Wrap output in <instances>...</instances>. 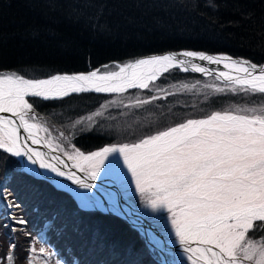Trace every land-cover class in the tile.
<instances>
[{
  "label": "snow or ice",
  "instance_id": "6c2138e0",
  "mask_svg": "<svg viewBox=\"0 0 264 264\" xmlns=\"http://www.w3.org/2000/svg\"><path fill=\"white\" fill-rule=\"evenodd\" d=\"M169 4L197 6L194 2L185 4L184 0H166L162 6ZM85 6L97 7L98 11L105 7L94 0H88ZM205 6L214 9L216 4L213 0H205ZM77 10L73 8V12ZM180 56L213 64L224 63L236 73H219L231 91L239 86L244 92L264 94V65L258 67L247 60L197 51L150 56L120 66L118 72L103 74H98L97 70L87 74L26 79L16 73L0 72V113L11 114L0 115V149L15 157H27L32 164L39 161L41 168L50 169L59 176L66 175L84 189L93 187L89 181L96 180L110 155H113L114 167H119L122 156L135 180L136 190L147 197L146 206L153 211L167 209L171 213L175 236L192 264H264V238L259 242L249 238L250 232L264 233V105L236 112L216 111L206 118L188 119L167 127L136 143L106 146L87 155L75 147L72 153L64 151L69 160L76 161L75 167L86 174L84 178L72 171H62L56 164L46 163L44 153L37 149H26L29 140L33 145L42 142L40 131H49L42 124L32 122L36 117L26 97L56 99L70 93H123L130 88L148 89L151 81L174 67L188 71L184 65L191 61L180 59ZM192 70L209 71L198 64H192ZM182 87L188 88V85ZM149 102L137 99L135 106ZM101 115L97 112L82 117L71 127L81 132L91 130L87 125ZM21 129L27 133L24 139H21ZM46 143L49 148L53 147L51 140ZM56 147L63 151L60 145ZM55 159L63 163L59 157ZM11 206L18 207L14 203ZM18 223L26 221L19 219ZM15 247L11 244L4 257L12 264ZM31 251L35 253L36 250L32 248ZM39 251L46 252L43 247ZM29 264L34 261L29 260Z\"/></svg>",
  "mask_w": 264,
  "mask_h": 264
},
{
  "label": "trees",
  "instance_id": "16d2710c",
  "mask_svg": "<svg viewBox=\"0 0 264 264\" xmlns=\"http://www.w3.org/2000/svg\"><path fill=\"white\" fill-rule=\"evenodd\" d=\"M94 2L105 7L102 11L97 7H86L88 0H0V69L33 76L46 75L123 59L138 51L165 47L184 50L190 45L227 50L264 61V0H213L214 9L205 6V0H184L185 4L196 3L195 8L178 4L164 7L162 4L166 0ZM73 8H77V12H73ZM237 92L244 91L237 86ZM98 98L84 93L60 101L35 99L34 104L39 114L58 115L60 126L69 123L67 127L78 134L76 141L83 148H93L109 141L110 134L122 133L117 132L119 124L107 116L95 130L81 132L71 127L78 118L93 110ZM183 110V106L176 104L164 105L161 112L149 116L152 119L148 125L161 119V127H165L167 117L182 114ZM0 153V168L5 173L12 168V160L7 153ZM14 182L18 188L29 190L24 194H13L18 206L13 222L18 238L13 253L14 264H29V260L34 264H44L45 261L47 264H65L64 258L53 247L55 240L35 234L48 219L52 220L51 231L61 244L78 235L73 224L80 227L79 232L82 228L95 226V236L99 233L103 238L105 235L101 230L104 228L130 230L118 223L117 218L99 213L70 219L74 200L46 180L19 177ZM41 204L49 206L52 211L42 210ZM19 219L26 223H18ZM11 232L6 217L0 213V264H8L4 257L13 241ZM83 238L88 239V234ZM105 241H108L105 245L109 253L103 259L107 264L121 253L133 260V255L146 246L137 232L129 234L124 241L113 237ZM41 247L45 253H40ZM94 252L102 254L101 249L99 252L94 249ZM86 259L91 263L95 261L92 252Z\"/></svg>",
  "mask_w": 264,
  "mask_h": 264
},
{
  "label": "rangeland",
  "instance_id": "374dc122",
  "mask_svg": "<svg viewBox=\"0 0 264 264\" xmlns=\"http://www.w3.org/2000/svg\"><path fill=\"white\" fill-rule=\"evenodd\" d=\"M219 86L220 85H218L215 81L210 80L209 83L202 88H207L210 91H217ZM150 90H151L153 96H160V95L166 93L168 90H171V87L166 86L165 84H162L160 82H157V83H154L151 85ZM123 95L125 96V100L129 101L130 103H128V107L125 111L123 110V112H118L114 116L115 121L121 126H125L127 124V119H128L127 116L131 112V107L135 106V101L137 99L145 100L144 95L142 94V92L140 90H133V91L126 93V94H123ZM122 100L123 99H118V96H111L108 99L109 107H111V108L115 107L117 102L122 101ZM255 106L256 105H254L252 103H248L246 105H242V104L236 105V106L231 107V108H233V110H232L233 112H236L239 109H247V108H251V107H255ZM229 111H230V109H229ZM99 112L102 113L101 111H99ZM132 118L139 119V117L136 115L133 116ZM48 136L55 138V137H53L55 135H51L50 133ZM55 139H56L57 145H60L62 147L63 152L65 150H67V152H69V153L73 152V147L69 148L63 142H60V140L58 139V136ZM55 148H57V147L55 146ZM58 150L60 151V149H58ZM112 161H113V155H110L109 158L107 160H105V166L103 168H101L100 174H101V171L106 170L109 173L108 174L109 177H112L113 179L117 180L116 182L119 183V186L122 189L125 197H129L130 195H132L133 200H138V203L140 204V206L141 205L143 206V207H141V209H144V211H143L144 214L147 215V217H150L149 219L152 220L154 223H156L158 218L162 217L163 222H162V225L159 227L162 230H165V233L172 234L174 227L171 223V220H172L171 213L167 209H161L158 211H153L151 208L147 207L146 206L147 197L146 196H142V197L140 196L139 198H137V196L135 195L136 191H137L136 186H135V180H134V178L131 177L130 171L128 173H126L125 176L121 177L119 175L120 169L127 168V166L123 163V157L120 156V158H119V167H114ZM12 172L17 173L14 170H12ZM3 175H4V172H2L1 168H0V176L3 177ZM17 175L18 176H15V174H14V176H12V178H9V181H13V180L18 179L19 174L17 173ZM141 201H142V203H141ZM41 208L44 211H48V210L52 211L49 206H46L44 204H41ZM165 211H166V213H165ZM95 229H96L95 226L92 229L87 228V229H84L83 233L88 234V242L90 244L95 245V249L97 252H99L100 249L102 250V254L98 255L99 257H103L104 255H107L109 253V248L105 245V243L108 242V241H105L106 238L113 237L115 239H118L119 241H124V240H126L127 237H129V234H127L124 231H121L120 228H119V230H117L116 228H104L101 230V232L104 233L105 237L101 238L100 235L95 236V234H94ZM78 233H81V232H78ZM99 236H100V238H99ZM95 237H97V238H95ZM137 255H141V253H135L133 255V257L136 258ZM172 260H173L174 264H192V261H190L188 259L187 254L186 255H177L176 253H174L172 255ZM112 261H113L112 263H119V264L132 263L131 259L127 258L126 253H121V254L114 256Z\"/></svg>",
  "mask_w": 264,
  "mask_h": 264
},
{
  "label": "bare ground",
  "instance_id": "6f19581e",
  "mask_svg": "<svg viewBox=\"0 0 264 264\" xmlns=\"http://www.w3.org/2000/svg\"><path fill=\"white\" fill-rule=\"evenodd\" d=\"M184 50H189V49H184ZM0 115H5V114L0 113ZM20 135H21V139H24L25 137H27V133L24 130L20 133ZM41 143H43V142H41ZM40 144L33 145V144H31V141L29 140V142H28V144L26 146V149L27 148H35V149L39 150L40 152L44 153L39 148L40 147ZM21 158H22L23 161H27L28 160L27 157L21 156ZM44 160H45L46 163L47 162H50V163L56 164L60 168V170H62V171H65V172L68 171V169H64V167L62 165H60L58 163V161L55 159V157H53V156H50V155L44 153ZM30 167L36 168L35 166H30ZM36 170L38 172L44 174V175L49 176L55 184L68 186L70 189H72L78 195L79 199L83 202V204H85L87 206H96V205H99L100 206L101 204H108L111 207H116V208H120L121 207V203L118 202L117 194L114 192L115 189L113 190V189L106 188L104 190L105 187L103 185H101L99 182H96V184H93V187L91 189H84V188L80 187L79 185L77 186V184L75 183V181L69 179L66 175L65 176H59V175H57V173L51 171L50 169H43L39 165H38V168ZM14 174H15V176H18L17 173H13L11 171L10 174H9L8 180H9V178H12V176H14ZM6 178H5V180H6ZM97 179L98 178H96V180H94V181H98ZM2 190L4 192H8V190L5 189V188H3ZM89 194L92 195V196L98 194L100 196V198H98L96 201H92V199L88 196ZM124 204H126V203H124ZM126 205L127 206H126L125 215L128 216V213H130L132 209L130 208V206L128 204H126ZM57 208H59V207H57ZM120 212L123 213L122 211H120ZM144 221H145V219H143V221H140L141 222L140 227H142L145 231H147L148 235L150 236V239L159 248H166V246L168 244L166 242H164L161 238H159L157 236V234L153 230H151L148 227H145ZM88 228H90V227H88ZM95 238H97V237H95ZM99 238H100V236H99ZM182 252L183 251L180 250L178 253L179 254H182Z\"/></svg>",
  "mask_w": 264,
  "mask_h": 264
},
{
  "label": "water",
  "instance_id": "95a60500",
  "mask_svg": "<svg viewBox=\"0 0 264 264\" xmlns=\"http://www.w3.org/2000/svg\"><path fill=\"white\" fill-rule=\"evenodd\" d=\"M261 65H264V63L261 64ZM261 65H257V66L259 67V66H261ZM223 70H224V69L222 68L221 71H219V73L223 72Z\"/></svg>",
  "mask_w": 264,
  "mask_h": 264
}]
</instances>
